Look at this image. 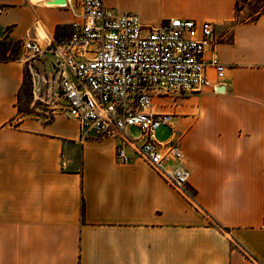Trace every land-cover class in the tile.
Returning <instances> with one entry per match:
<instances>
[{
	"label": "crops",
	"instance_id": "0c3cea01",
	"mask_svg": "<svg viewBox=\"0 0 264 264\" xmlns=\"http://www.w3.org/2000/svg\"><path fill=\"white\" fill-rule=\"evenodd\" d=\"M101 1L147 26L171 18L213 24L217 43L202 60L213 53L225 67L221 80L206 68L223 91L153 95L147 109L172 115L165 127L192 198L130 148L131 159L118 162L116 140L81 139L63 112L17 119L37 64L54 75L53 55L27 59L22 44L45 48L65 37L80 0H0V42L18 51L0 61V264H264V12L239 20L236 0Z\"/></svg>",
	"mask_w": 264,
	"mask_h": 264
},
{
	"label": "built area",
	"instance_id": "2783aa9c",
	"mask_svg": "<svg viewBox=\"0 0 264 264\" xmlns=\"http://www.w3.org/2000/svg\"><path fill=\"white\" fill-rule=\"evenodd\" d=\"M74 17L69 33L45 48L34 40L24 42L27 59L45 51L53 55L63 113L76 121L81 139L95 134L116 140L118 162L131 159L125 152L130 148L175 191L192 198L178 142L173 138L158 142L154 137L159 127L170 125L172 115L147 109L153 95L216 91L206 68L221 80L225 67L213 53L208 62L202 60L217 43L213 24L171 18L147 26L137 14L118 13L101 0H80ZM131 128L136 135L129 133Z\"/></svg>",
	"mask_w": 264,
	"mask_h": 264
},
{
	"label": "rangeland",
	"instance_id": "374dc122",
	"mask_svg": "<svg viewBox=\"0 0 264 264\" xmlns=\"http://www.w3.org/2000/svg\"><path fill=\"white\" fill-rule=\"evenodd\" d=\"M239 9H243L239 20L253 19L258 12H264V0H240ZM2 46L7 50L2 51ZM16 43L2 41L0 45V55L8 59H17L18 51ZM48 56V55H47ZM44 56L35 58L36 61L43 62ZM32 61V60H30ZM37 72L28 76L29 81L25 82L17 102L18 118H35L43 121H50L57 114L63 112V103L57 93L54 75L51 73L48 64L41 67L36 66ZM134 135L137 134L133 131ZM155 140L164 142L169 137V132L165 126L159 127L154 134Z\"/></svg>",
	"mask_w": 264,
	"mask_h": 264
},
{
	"label": "trees",
	"instance_id": "16d2710c",
	"mask_svg": "<svg viewBox=\"0 0 264 264\" xmlns=\"http://www.w3.org/2000/svg\"><path fill=\"white\" fill-rule=\"evenodd\" d=\"M239 1L240 0H236V4H237V10L239 9ZM1 43L2 42H0V45H1ZM2 51H6L7 50V48L5 49L3 46H2V49H1ZM6 60H9L8 58H5L4 56H1L0 55V61H6ZM25 82H26V80H25ZM25 82L23 83L24 85H25ZM23 85V86H24Z\"/></svg>",
	"mask_w": 264,
	"mask_h": 264
},
{
	"label": "water",
	"instance_id": "95a60500",
	"mask_svg": "<svg viewBox=\"0 0 264 264\" xmlns=\"http://www.w3.org/2000/svg\"><path fill=\"white\" fill-rule=\"evenodd\" d=\"M221 91H223V88L220 87V88H217L215 92L218 93V92H221Z\"/></svg>",
	"mask_w": 264,
	"mask_h": 264
}]
</instances>
